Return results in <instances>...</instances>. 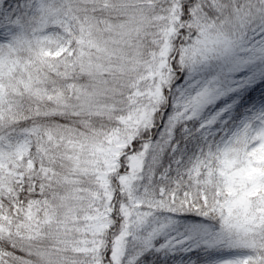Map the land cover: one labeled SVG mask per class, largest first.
<instances>
[{
    "label": "snow or ice",
    "instance_id": "snow-or-ice-1",
    "mask_svg": "<svg viewBox=\"0 0 264 264\" xmlns=\"http://www.w3.org/2000/svg\"><path fill=\"white\" fill-rule=\"evenodd\" d=\"M0 264H264V0H0Z\"/></svg>",
    "mask_w": 264,
    "mask_h": 264
}]
</instances>
